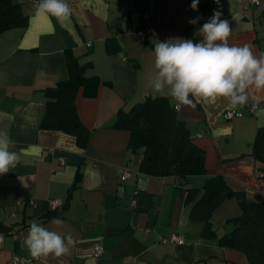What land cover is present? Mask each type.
<instances>
[{
  "label": "crops",
  "instance_id": "1",
  "mask_svg": "<svg viewBox=\"0 0 264 264\" xmlns=\"http://www.w3.org/2000/svg\"><path fill=\"white\" fill-rule=\"evenodd\" d=\"M11 1L27 22L0 32V129L8 131L11 150L20 156L17 167L0 175V264L15 254L28 258L25 264H248L244 253L201 236L202 223L189 218L192 203L185 199L187 188L219 175L248 200L264 201V163L252 155L257 130L264 128V99L255 102V113L244 105L236 108L241 115L225 118L223 112L233 108L224 99L205 105L190 96L194 106L181 105L148 84L154 45L175 37L201 41L197 30L212 16V0H199L195 11L192 0H68L72 15L65 26L54 17H36L38 0ZM222 1L234 30L229 43L249 44L257 56L264 52V3L244 7L243 0ZM141 11L148 15H135ZM149 25L156 35L147 32L137 40L135 31ZM109 39L118 45L112 53L105 49ZM67 53L89 64L86 76L99 79L95 95L80 87L74 98L90 131L83 147L73 134L40 126L46 90L68 78ZM155 96L178 105V118L204 150L205 174L180 180L139 171L142 149L130 150L129 132L113 123L119 110ZM123 166L130 169L124 179ZM49 198L64 203L51 209ZM240 212L234 195L225 198L212 212L211 229L218 235L229 231L228 219ZM54 218L63 224L54 225ZM33 222L71 235L74 246L61 257L34 259L23 243ZM96 244L102 246L97 257Z\"/></svg>",
  "mask_w": 264,
  "mask_h": 264
},
{
  "label": "trees",
  "instance_id": "2",
  "mask_svg": "<svg viewBox=\"0 0 264 264\" xmlns=\"http://www.w3.org/2000/svg\"><path fill=\"white\" fill-rule=\"evenodd\" d=\"M26 22L19 4L0 0V32L23 27ZM105 49L112 53L118 45L109 39L105 42ZM66 58L68 78L46 90V108L40 126L73 134L76 143L83 147L90 131L77 115L74 98L80 87L85 95H95L99 79L84 74L89 64H81L69 53ZM113 127L129 132L127 146L130 150L142 149L139 171L150 175H173L180 180L205 174L204 150L192 141L190 129L178 118L167 97L147 98L131 104L126 110H119ZM252 155L264 163V128L257 130ZM186 190V203H192L189 218L202 223L203 238L215 239L223 247L244 253L248 264H264V201L248 200L243 193L230 189L219 175L206 177L199 188ZM199 190L202 193L197 197ZM232 195L241 212L228 219L230 230L218 235L211 229L209 219L215 207Z\"/></svg>",
  "mask_w": 264,
  "mask_h": 264
},
{
  "label": "clouds",
  "instance_id": "3",
  "mask_svg": "<svg viewBox=\"0 0 264 264\" xmlns=\"http://www.w3.org/2000/svg\"><path fill=\"white\" fill-rule=\"evenodd\" d=\"M198 3L199 0H192L194 11ZM33 7L36 17H54L61 26L70 23L72 9L68 0H38ZM221 16L222 12L214 11L197 30L203 38L199 42L175 37L154 45V71L148 81L154 93L168 95L188 106H194L190 96L205 105L224 99L233 109L247 104L250 97L257 104L264 99L259 95L264 93V52L257 56L249 44L231 45L229 37L234 30ZM198 19L189 23L196 24ZM13 144L8 131L0 129V175L20 163L19 154L11 150ZM53 224L59 226L63 221L54 218ZM23 243L34 259H40L66 255L75 242L71 235H61L33 222ZM3 244L4 237L0 235V245Z\"/></svg>",
  "mask_w": 264,
  "mask_h": 264
},
{
  "label": "built area",
  "instance_id": "4",
  "mask_svg": "<svg viewBox=\"0 0 264 264\" xmlns=\"http://www.w3.org/2000/svg\"><path fill=\"white\" fill-rule=\"evenodd\" d=\"M243 5L244 7L246 6H254V5H258L261 3H264V0H243ZM212 8L214 11H220L222 12V16L221 19H228L227 15H226V11L224 8V4L222 0H212ZM135 15H141V16H147V12L146 11H141V12H136ZM152 33L156 35V30L153 26L149 25L146 29L143 30H137L135 31L134 35L135 38L137 40H142L144 38L145 33ZM178 107L177 104H174V108L176 109ZM245 108L248 112L250 113H255L256 111V103L254 101H248L247 104H245ZM242 111L240 109H230V110H225L223 112V116L225 118H230L233 115H241ZM130 173V169L127 166H123L122 170H121V178L124 179L125 177H127ZM256 175L259 176L261 175L260 171H256ZM22 201L17 200L15 203L16 204H20ZM64 201L60 198H49L48 199V204L50 206L51 209H58L59 207H61L63 205ZM172 240L176 241V242H181V238H179L178 236L175 235H171L170 237ZM102 249V246L100 244H96L94 247V256H98L100 254V251ZM29 262V259L24 257V256H20V255H13L12 258L8 261V264H25Z\"/></svg>",
  "mask_w": 264,
  "mask_h": 264
}]
</instances>
